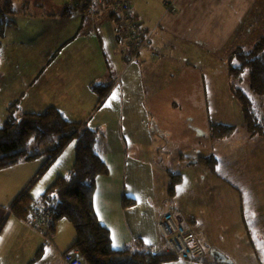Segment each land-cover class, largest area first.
Segmentation results:
<instances>
[{"label": "crops", "instance_id": "1", "mask_svg": "<svg viewBox=\"0 0 264 264\" xmlns=\"http://www.w3.org/2000/svg\"><path fill=\"white\" fill-rule=\"evenodd\" d=\"M128 1L135 20L155 29L132 64H126V47L109 3L89 23L87 12H63L59 21L79 22L63 44L72 60L63 66L55 60L39 62L42 67L22 88L0 79V126L18 100L23 113L54 107L67 120L103 133L97 150L108 175L96 180L93 206L113 249L162 251L157 223L172 214L197 237L203 255L166 264H264V137L246 131L227 72V60L237 48L248 51L264 37V0ZM90 23L93 35L87 34ZM216 69L226 76L222 94L215 87ZM5 75L0 67V78ZM96 87H108L98 108ZM208 91L223 105L215 102L210 109ZM247 95L264 124V97ZM211 124L233 126L235 132L214 139ZM203 156L215 158L214 173L196 164ZM37 158L0 171V264H63L72 245L62 247L56 238L59 220L52 233L40 236L10 213V204L37 173ZM72 163L73 157L62 176ZM172 174L182 181L169 199ZM124 199L133 204L123 207Z\"/></svg>", "mask_w": 264, "mask_h": 264}, {"label": "trees", "instance_id": "2", "mask_svg": "<svg viewBox=\"0 0 264 264\" xmlns=\"http://www.w3.org/2000/svg\"><path fill=\"white\" fill-rule=\"evenodd\" d=\"M72 2L75 7L64 8V14L61 16L71 15L76 10L86 13L89 9V0H72ZM15 14L17 13L11 2L1 4L0 36L3 35L6 27L14 24L12 17ZM112 14L115 15L113 11ZM227 62V72L231 80L235 81L247 71L251 94L264 97V37L254 43L248 51L237 48ZM107 89L108 87H96L99 96L97 108L103 103ZM230 91L241 107L244 124L249 134L264 136L263 126L259 123L248 95L240 88L235 89L232 84ZM209 132L212 138L223 139L230 137L234 128L222 124H211ZM103 138L102 132L88 128L86 123L67 120L54 107L47 108L40 114L25 113L20 118L9 114L5 123L0 126V171L20 161L34 160L42 155L44 152H37V144H52V148L45 151L47 159L44 165L37 171L26 189L10 204V213L24 221L34 203H40L49 208L53 221L45 236L52 233L56 221L68 220L74 229L75 240L64 252L62 261L64 255L72 251L77 252L83 264H166L177 260L172 255L161 251L153 253L152 250L141 249L139 246L123 251L112 248L110 233L99 223L93 206L96 180L100 176L108 175V167L97 150ZM69 141L75 142L74 162L71 169L66 175L56 178L39 200H34L29 196L27 189L48 170ZM186 160L190 159L186 158ZM196 164L214 173L216 160L213 156H203L196 159ZM181 181L179 174L170 175L167 186L169 199L175 196L176 188ZM132 204L131 200H123L125 208ZM40 253L42 249L38 250L34 261Z\"/></svg>", "mask_w": 264, "mask_h": 264}, {"label": "rangeland", "instance_id": "3", "mask_svg": "<svg viewBox=\"0 0 264 264\" xmlns=\"http://www.w3.org/2000/svg\"><path fill=\"white\" fill-rule=\"evenodd\" d=\"M3 2H11L17 14L12 17L14 24L6 27L3 35L0 36V67L2 70H5L6 73L5 77L0 78L1 83L8 85L18 84L22 88V83H27V80L30 81L33 75L37 74V67H42L41 64L37 65L39 62L47 65L46 62L55 60L54 62L57 65L63 66L72 60L70 51H68L63 44L67 41L66 39L73 35L74 30L76 31L78 29L79 22L76 24V21L72 18H67L65 21H59V16L64 12V8L68 7L71 9L74 7L75 4L72 0H0V7ZM79 14L80 13L78 11H75V16H78ZM52 15L55 16L53 17ZM52 19L55 20L51 21ZM239 39L240 36L237 37V40ZM121 44L125 46L123 40ZM225 78V74L221 72L220 69H216L214 81L219 94H222L223 87L225 86ZM210 80L211 82L213 81L212 76ZM231 84L235 89L240 88L245 94H250L248 91L247 71H245L240 78L235 81L231 80ZM230 87L231 85H229V90ZM84 98L86 100H90L89 96H85ZM220 99L221 98L216 97L212 98L211 93L208 91V103L210 105V109L213 107L215 102L217 105L220 103L222 106L224 102ZM25 101L26 100H23L22 102ZM12 106L13 109L10 108L8 113L13 117L20 118L21 115L25 114L23 113L24 110L22 106L18 105V100H14ZM6 110L7 109L5 108V111ZM226 110L228 112L227 108ZM39 111H41L40 113H43L45 110ZM37 113L40 114L39 112ZM217 116L221 117L220 114H217ZM262 126L264 130V124H262ZM233 128L235 132V127ZM238 131L240 134L239 138H241L240 136L242 132L240 129H238ZM74 143V141H69V143H67L48 170L33 185V189H31L28 193L31 198L39 200L41 195L51 185V183L58 178L59 175H61V170L66 169L65 166L67 165V162L74 157ZM37 146V152H44L37 158L38 162H36V165H38V171L47 159L45 151L51 149L52 144L42 143L37 144ZM28 150H30V147H28ZM69 170L63 175H66ZM43 183L44 185L45 183L47 184L45 189L40 192L39 187H42ZM59 221L61 223L59 224L60 227L56 238L63 247L66 246L65 244H67V242H74L75 232L68 220L61 219ZM53 239L54 234L49 236L50 241ZM45 242H48L47 239H45Z\"/></svg>", "mask_w": 264, "mask_h": 264}, {"label": "built area", "instance_id": "4", "mask_svg": "<svg viewBox=\"0 0 264 264\" xmlns=\"http://www.w3.org/2000/svg\"><path fill=\"white\" fill-rule=\"evenodd\" d=\"M109 3L112 11L117 16L120 35L126 47V64H132L138 56L146 50L155 29H145L131 14V5L128 0H89V9L85 23L90 17L97 14L103 5ZM92 23L87 30L88 35H93ZM152 59L157 58L154 52H148ZM53 221L49 208L40 203H34L24 223L33 232L45 236ZM157 230L164 242V254L172 255L184 261H197L203 255V249L197 237L186 230L172 214H165L157 223ZM153 253H157L152 250ZM63 264H83L76 251L68 252L63 257Z\"/></svg>", "mask_w": 264, "mask_h": 264}, {"label": "water", "instance_id": "5", "mask_svg": "<svg viewBox=\"0 0 264 264\" xmlns=\"http://www.w3.org/2000/svg\"><path fill=\"white\" fill-rule=\"evenodd\" d=\"M220 258H222L223 259V257L220 255Z\"/></svg>", "mask_w": 264, "mask_h": 264}, {"label": "bare ground", "instance_id": "6", "mask_svg": "<svg viewBox=\"0 0 264 264\" xmlns=\"http://www.w3.org/2000/svg\"><path fill=\"white\" fill-rule=\"evenodd\" d=\"M214 172H215V170H214ZM179 260H181V259H179ZM183 260V259H182Z\"/></svg>", "mask_w": 264, "mask_h": 264}, {"label": "snow or ice", "instance_id": "7", "mask_svg": "<svg viewBox=\"0 0 264 264\" xmlns=\"http://www.w3.org/2000/svg\"><path fill=\"white\" fill-rule=\"evenodd\" d=\"M113 98H115V96Z\"/></svg>", "mask_w": 264, "mask_h": 264}]
</instances>
